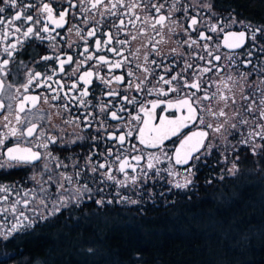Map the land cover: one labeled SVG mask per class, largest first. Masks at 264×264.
Instances as JSON below:
<instances>
[{"label":"snow or ice","instance_id":"6c2138e0","mask_svg":"<svg viewBox=\"0 0 264 264\" xmlns=\"http://www.w3.org/2000/svg\"><path fill=\"white\" fill-rule=\"evenodd\" d=\"M0 5V247L72 205L81 207L85 199L101 211L140 205L146 201L119 190L151 198L165 173L174 188L187 189L210 158L211 167L221 166V181L224 174L236 178L249 156L256 165L250 170L264 174V20L253 26L232 7L225 15L216 0H0ZM6 9L12 11L5 14ZM234 25L242 30H231ZM66 26L69 38L84 41L83 59L62 51L57 37L65 38L57 29ZM101 27L109 29L100 33L103 40L97 35ZM177 29L181 47L165 53L160 46ZM141 36L148 39L126 56L125 47ZM10 37L15 41L5 43ZM36 41H47L54 55L37 60ZM66 43L71 49L73 42ZM240 48L243 53L235 51ZM29 49L28 61L18 59ZM105 50L118 59L99 54ZM103 68L107 73L101 75ZM117 69L123 74L116 75ZM94 79L103 88H93ZM13 171L24 173L23 184L3 182ZM181 176L182 182L176 179ZM109 186L116 188L114 195L106 194ZM133 259L142 264L139 253Z\"/></svg>","mask_w":264,"mask_h":264},{"label":"trees","instance_id":"16d2710c","mask_svg":"<svg viewBox=\"0 0 264 264\" xmlns=\"http://www.w3.org/2000/svg\"><path fill=\"white\" fill-rule=\"evenodd\" d=\"M224 1L264 20V0ZM255 167L251 160L236 178L211 174L212 183L202 178L192 193L140 205L70 208L67 220L53 219L0 247V264H138L135 253L142 264H264V174ZM201 228L211 233L210 251L202 248ZM66 233L89 239L70 235L63 244L58 239Z\"/></svg>","mask_w":264,"mask_h":264},{"label":"flooded vegetation","instance_id":"af4514ba","mask_svg":"<svg viewBox=\"0 0 264 264\" xmlns=\"http://www.w3.org/2000/svg\"><path fill=\"white\" fill-rule=\"evenodd\" d=\"M25 2H29V0H25ZM31 2H37V0H31ZM43 2H49V0H43ZM216 3H218L219 5H221V7L218 9L219 11L223 12L225 15L227 14V9L229 7L226 6V3L224 0H216ZM2 6V5H0ZM53 6L55 7V3H53ZM239 13H241L242 15L240 17H238V19H242V18H249L252 20L253 22V26H255L256 24L259 23V21H257L255 18L253 17H249L247 15H245L243 13V10L241 9H237L235 8ZM12 10L11 9H6V13L5 14H8L10 13ZM121 11H124V10H121ZM202 15H206L205 12H202L201 13ZM143 15V13H142ZM97 19H100L99 16H97ZM115 17H108V20L109 22L111 20H114ZM125 19H127V17H125ZM19 23V22H18ZM118 23V21H117ZM81 27H85L83 24L80 25ZM137 27H139V22H137ZM66 28L67 26L65 27V29H57L58 32H60L61 36H63L65 39L64 40H61L60 37H57V41L59 42V44H61L63 46L62 48V51H65V52H69L70 54H72L74 56V59H76L77 57L80 58V59H83V57H79V53L83 51V47H84V41L83 40H80L78 37H76L74 34L71 35V37L69 38V35L66 31ZM113 32H115V29H111ZM129 30L133 32V34H135L136 32V29H132L131 25H129ZM233 31H236V30H242L241 29V26L239 25H234L232 27ZM109 31L108 28H104V27H101L100 29V32H98V37L103 40V39H106V37L102 36L100 33L102 32H107ZM55 35V33H53ZM19 35V34H17ZM149 36H155V33L152 32L150 29H149ZM22 38V37H21ZM120 38H124V35L123 33L120 34ZM183 36H182V33L180 32L179 29H177V32L176 34L172 35L170 40L168 41L167 44H164V45H161L160 47L162 48V50L165 52V53H168L170 48H173V47H176V48H180L181 45H179L177 42L182 40ZM148 39V37H139L136 41H132L130 45L126 46L125 49H124V54L127 56L129 55V48L131 50H135L137 47H139L141 45L142 42H146V40ZM155 39H159V37H155ZM15 41V37H10L8 41H5V43H10V42H14ZM66 41L68 42H73V46L71 49H69L67 47V43ZM36 47H35V53H36V58L37 60L39 59V56L41 55H44V54H53L54 53L52 52V49L48 48L47 47V44L48 42L45 41L43 44H41L39 41H36ZM93 39H90L89 40V47H90V51H94V47H93ZM113 46H116V47H119V45H113ZM27 47V45L25 46ZM148 47L150 48L151 45H148ZM185 47V51L186 53L188 51H191V50H187L186 49V46ZM245 47H247V45H245ZM244 48H240V49H236L235 51L238 52V53H243L244 52ZM30 51H33L32 49H29L28 51H23L20 56H18V59L19 58H24L26 61L29 60V52ZM221 51L222 52H227L229 50L227 49H223L221 48ZM101 55H107L110 59H118V57H114L112 53H109L107 52L106 50L99 53ZM241 59H243V56L240 57ZM129 59L130 60H133L134 58L129 56ZM157 59H160L159 57H157ZM169 60H172V59H179V58H174V57H168ZM167 63V60L165 61ZM255 62V61H254ZM48 64L52 65V66H56L54 64V62L52 61H49L47 62ZM91 63H95L94 61L91 62ZM201 64H203V62H199ZM74 66V65H73ZM36 69L37 70H40L39 68V65H35ZM251 66H249L250 68ZM66 71L69 70V66L66 65V68H65ZM84 69H81V71H83ZM176 70H179L178 68ZM240 71H248V69H245L243 66L240 67L239 69ZM105 73H107V69L106 68H103L101 70V75H104ZM115 74L116 75H120V74H123V70L122 69H117L115 70ZM137 75H139V73H137ZM62 77L61 76H57L55 77V79H61ZM93 88H103V85L99 83V81H96L94 79L93 81ZM36 91H43V89H37ZM135 94V93H133ZM98 95V93H97ZM143 93L140 94L141 97H143ZM99 98V97H98ZM154 97H148V99H153ZM91 99V97H90ZM103 99H108L106 97H104ZM95 103V101H93ZM125 116L127 115L126 113L124 114ZM57 123H59V121H57ZM111 123H115V122H111ZM72 132V129L69 128L68 129V133H71ZM73 148H75L76 146H72ZM76 151L77 152H81L83 153L85 150L84 149H81V148H76ZM253 160V158L251 156L248 157L247 160L245 161H242L241 162V168L245 165V163H247L248 161H251ZM213 164V160L210 158L209 161H208V165L209 166H202L200 167V170L199 171H196V175L195 177L193 178V184L189 185L187 189H177V188H174L171 184H169L167 181L172 179L171 177H168L167 174L165 173L164 174V179L162 180H159L157 181L153 187H152V197L149 198V194L146 192L144 194L143 197H140L138 195H136V193L134 191H132L131 189H120L119 191H121L122 194L124 195H129L131 196L133 199H150V200H156L158 196H164V197H170V196H177V195H183V194H189V193H192L195 191L196 189V186L201 182V179L202 178H205L207 181L211 179V174H220V165H217L216 167H211V165ZM161 167H164V165H162ZM178 167V170H180L181 172H183V169L180 168L179 166ZM227 167V166H225ZM11 171V170H10ZM117 175L119 176L120 174L117 173ZM24 176V173L23 172H20V171H13V174L12 175H9L7 176V179L3 182L5 183H11V182H14V181H19L21 184L24 183V180L22 179V177ZM122 178V177H121ZM177 180L181 181L182 182V176L181 177H177L176 178ZM29 186H32L31 184H29ZM90 187H95L93 185H89ZM115 191H116V188L114 186H109L106 188V194L108 193H111V194H115ZM161 193H163V195H161ZM110 198V197H109ZM83 207H93V208H97L96 205H94L91 201H88L87 199H85L84 203L81 205V207L77 208L75 205H72L71 208H76V209H80L82 211V208ZM105 207H110V206H105ZM112 207V206H111ZM68 209L67 210H62V212L60 214H58L56 217H53L51 218L50 221H45L41 224H50L52 222L53 219H57L59 218L60 220H67L68 219ZM41 224H38L37 226L41 225ZM36 226V227H37ZM36 227L34 229H31L29 230L31 233H34L35 230H36ZM20 233L16 234V238L19 236Z\"/></svg>","mask_w":264,"mask_h":264},{"label":"rangeland","instance_id":"374dc122","mask_svg":"<svg viewBox=\"0 0 264 264\" xmlns=\"http://www.w3.org/2000/svg\"><path fill=\"white\" fill-rule=\"evenodd\" d=\"M150 201H154V200H150ZM86 225H84V227H85ZM87 226H90V225H87ZM92 226V225H91ZM83 228V227H82ZM201 231H202V233L203 234H201V235H203L202 236V239H203V241H202V248H203V250L204 251H210V250H212L211 249V247H210V244H211V241H210V239H209V237L208 236H210V234L211 233H208V231H205L204 232V230H203V228H201L200 229ZM71 235V237H73V238H76V239H78V241L79 242H83L84 240H88L89 238L88 237H86V236H84V235H81V234H70ZM70 235H69V233H66V234H64L61 238H59L58 240L60 241V242H63V244H66V242H69V238H71L70 237ZM212 243H215V242H212ZM222 243V242H221ZM220 245L218 244V246H217V248H219L220 249Z\"/></svg>","mask_w":264,"mask_h":264}]
</instances>
